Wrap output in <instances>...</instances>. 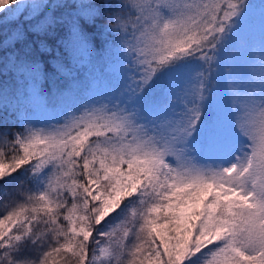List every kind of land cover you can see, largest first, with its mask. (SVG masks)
<instances>
[{"label": "snow or ice", "instance_id": "snow-or-ice-1", "mask_svg": "<svg viewBox=\"0 0 264 264\" xmlns=\"http://www.w3.org/2000/svg\"><path fill=\"white\" fill-rule=\"evenodd\" d=\"M21 8L0 264H264V0H0Z\"/></svg>", "mask_w": 264, "mask_h": 264}, {"label": "trees", "instance_id": "trees-1", "mask_svg": "<svg viewBox=\"0 0 264 264\" xmlns=\"http://www.w3.org/2000/svg\"><path fill=\"white\" fill-rule=\"evenodd\" d=\"M42 0H25V4H32V3H41ZM47 3H52L53 0H46ZM256 2H259V0H256ZM41 10H37L39 12ZM62 11V10H60ZM37 15L36 12H33L31 8H22L19 13H17L14 16H8L5 18L4 16H0V84L3 82H11L13 80L12 73L5 74L3 72V58L5 57L6 53L13 52V51H22L24 48L23 43H17L13 47H7L5 48L3 46V41L12 34L14 30L17 29L18 25L23 26L25 30H27L30 21V16ZM15 130V129H14Z\"/></svg>", "mask_w": 264, "mask_h": 264}, {"label": "rangeland", "instance_id": "rangeland-1", "mask_svg": "<svg viewBox=\"0 0 264 264\" xmlns=\"http://www.w3.org/2000/svg\"><path fill=\"white\" fill-rule=\"evenodd\" d=\"M13 7H15V5H13ZM260 56V43L259 36L257 34L254 49L241 50L235 57L234 70L236 73H238L241 77L244 78L245 84L249 82L255 85L259 84V78L261 74Z\"/></svg>", "mask_w": 264, "mask_h": 264}]
</instances>
